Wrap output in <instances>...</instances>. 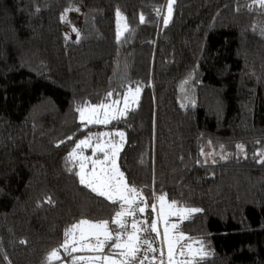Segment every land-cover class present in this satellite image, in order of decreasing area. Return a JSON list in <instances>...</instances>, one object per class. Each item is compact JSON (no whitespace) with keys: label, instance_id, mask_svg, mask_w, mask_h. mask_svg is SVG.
<instances>
[{"label":"trees","instance_id":"16d2710c","mask_svg":"<svg viewBox=\"0 0 264 264\" xmlns=\"http://www.w3.org/2000/svg\"><path fill=\"white\" fill-rule=\"evenodd\" d=\"M262 28L254 0H0V264H76L65 230L111 221L119 203L69 158L93 132L124 133L119 170L150 205L200 209L178 231L202 242L201 264H264ZM138 85L121 117L80 122L78 107Z\"/></svg>","mask_w":264,"mask_h":264},{"label":"snow or ice","instance_id":"6c2138e0","mask_svg":"<svg viewBox=\"0 0 264 264\" xmlns=\"http://www.w3.org/2000/svg\"><path fill=\"white\" fill-rule=\"evenodd\" d=\"M174 3V0H169V10L171 11V4ZM259 6L264 7V0H254ZM250 10H251V6ZM73 9H68L70 11ZM120 16L119 11H117V17ZM64 19V16L61 17ZM141 21L143 22V16H141ZM167 18H165V24H167ZM73 31L77 32V36L79 33L76 29ZM261 35L264 36V28L261 29ZM120 33H117V39L119 40ZM187 83V81H185ZM123 87V85H122ZM141 90L140 86L138 85L135 88V92L139 93ZM128 91H132L131 88ZM113 95L112 92L107 93L105 97V101H107L108 97ZM119 96V94H117ZM102 101L100 104L91 105L85 104L83 107H78L77 111L80 113L81 121L86 119L85 112H89L87 117L89 123L95 124H106L109 122L108 116V108L110 107ZM125 106L127 107V94L124 95ZM113 103H119V100L113 101ZM100 109H105L103 117L100 115ZM123 114V113H121ZM115 119V115L111 117ZM105 133H99V136H104ZM111 135V134H109ZM114 135H118L123 139L124 133L117 132ZM71 139V137H69ZM92 140V136L90 135L87 139L80 140L76 143L75 148H73L72 152L69 153V158L76 156V150L80 149L82 145L90 146L89 142ZM109 147L110 151H106L105 148ZM237 148L243 149L242 145H237ZM101 152L103 153L102 158L96 157V153ZM119 153V146L118 144L110 140L108 142H101L99 138H97V142L95 147L92 149V156L84 157V161L82 162L79 167L80 171L75 172L74 174L79 178V182L82 186L90 190L91 192L95 193L99 197H103L104 199L108 200L112 204H117L119 202L118 209H115L114 216L109 220H102L99 222H91L86 219H81L78 224H74L71 228L65 230V240L61 247L67 251L68 247V237L69 234L72 232L73 229L79 228L82 225H88L90 229H94L95 231L91 232L89 235L95 238V243H92L89 240L87 243L81 245V248L78 249L77 247H72V252H76L78 250H88L90 252L99 253L98 255L93 256H79L75 259L81 261H90L92 264L99 261L101 264H144V261L148 259L147 254L141 257L139 254L142 251V246L147 245L146 252H155L156 249L153 247L152 242L144 238L140 235L141 232L149 231V227L147 226V222L145 221V227L140 228L138 225L141 223L139 220L135 219L137 211L143 213L145 211L144 207H141L137 203V199L141 202H144V196L141 190H138L135 186H129L125 180L124 173L119 171V168L116 164V159ZM211 155V154H209ZM262 157L260 162H264V153L259 154ZM93 157H96L93 159ZM224 158V157H222ZM92 161L91 169L86 171L87 164L86 161ZM96 165H100V169L97 170ZM71 171V169H69ZM161 203L160 208V215L163 216L164 212V202L165 197L163 195L157 197ZM47 202H51L50 200ZM177 202L172 201L168 204L169 208L176 206ZM127 205V207L125 206ZM135 205V206H134ZM155 204L152 205L153 210H155ZM179 211L181 213H195L199 212L200 209L196 208H186L181 206ZM126 216H132L134 219L131 222V229L132 231H128V222L124 219ZM115 224L118 226L120 231H115L109 228V224ZM175 227V226H173ZM151 232L157 233L159 236V232L157 229V220L153 219L150 225ZM102 237V238H101ZM122 237H127V239H122ZM81 239H87L85 234L81 233ZM187 239L189 241L192 240L191 237L185 238V236L181 233L178 237L169 238V230L165 227L164 234H163V242L167 244L168 247V262L169 264H175V254L179 251L180 255H184V247L180 246L177 249L176 245L179 244L180 240ZM24 243V241H21ZM197 243L201 244V247L196 249L195 254H193L189 259L185 261V264H201V260L209 255V253L203 248L202 242L197 241ZM186 247L191 251L192 243H188ZM109 249V251L105 252V249ZM112 249H117L120 251L113 252ZM58 249H54L51 253L48 254L46 258L47 261H51L53 257H56L58 254ZM161 256H163V252H161ZM199 257V258H197ZM155 260V257L152 258ZM160 264H164L163 259H161Z\"/></svg>","mask_w":264,"mask_h":264},{"label":"rangeland","instance_id":"374dc122","mask_svg":"<svg viewBox=\"0 0 264 264\" xmlns=\"http://www.w3.org/2000/svg\"><path fill=\"white\" fill-rule=\"evenodd\" d=\"M122 21L123 20L120 17H118V29H119L120 33L123 32V30H124V25H123ZM67 30L69 31V28H67ZM70 35L73 38V34L70 33ZM139 93H136L135 89H132V91H127L126 92V94H127V107L125 106L124 97L119 100V103H113V102L108 103L107 105L110 106L108 108L109 122L111 120H113L111 118L113 115H115V117L118 118V117H121L126 111L134 108L136 106V104H137V101H138V98H139ZM99 111H100L101 117H103L105 109H100ZM121 113H123V114H121ZM88 115H89V112L86 111L85 112L86 119L84 121H81L80 116H79L80 122H82L84 125H90V124L91 125H102V124L89 123L88 119H87ZM99 133H105V135L98 137ZM115 133H117V132H115ZM115 133H111V135H109L106 132H93V133H91L90 135L92 136V140L89 142L90 146L82 145L81 148L78 149L77 152H76V156L75 157L79 161V165L82 162H85L84 161V157L92 156V149L96 145L97 138H99V140L101 142H108V141L112 140L111 138L113 137V135ZM114 136H116L114 141L118 144L119 152H120V150L122 149L123 143H124V137H123V139H121V137H119L118 135H114ZM105 150L106 151H110V148L106 146ZM209 154H211V155H209ZM118 155H119V153H118ZM202 155H204L203 152H202ZM214 155H217V152H214L212 150V148L207 146L205 148V156H206V158L207 159H211ZM102 156H103V153H101V152H97L96 153V157H101L102 158ZM96 157H93V159H95ZM86 164H87V168H86V171H87V170L91 169L92 161L88 160V161H86ZM116 164L118 166V156H117V159H116ZM100 167H101L100 165H96L97 170H99ZM79 171H80V167H79ZM143 196H144V194H143ZM137 203L141 207L145 208V211L143 213H140L139 211H137V213H136L135 219L142 221V225L140 223L138 225V227H140V228L145 227V223L144 222L145 221L147 222V226L149 227V231H148L149 232V237H147V239H149L152 242L153 247L156 249L155 252H147L146 253L147 256H148V259L144 261V264H160L161 259H163L164 264H169V262H168V247H167V244L163 242V234H164L165 227H167L168 230H169V238L170 239L172 237H174V236L178 237L181 234L178 231L179 224L182 221H184L185 219H187L189 216H191L192 214H195L196 212L195 213H191V214H188L186 212L181 213L179 211V209H180L179 206H174L172 208H169L168 204H170L171 202H169V201H167L165 199L164 212H163V216L161 217V215H160L161 203H160V201L158 199L155 198L154 202L150 205L149 204V199L147 200L146 197L144 196V202H141L139 199H137ZM153 204H155V206H156L155 210H153V208H152ZM125 206L127 207V205H125ZM147 210H150V215L146 214ZM124 219L128 222V231L129 232L132 231L131 222H132V220L134 218L132 216H126V217H124ZM153 219L157 220V229H158V232L160 234L159 236L157 235V233L151 232V230H150L151 221ZM76 224H78V223H76ZM173 226H175V227H173ZM109 228H111V229H113L115 231H120L118 226L115 225V224H111L110 223L109 224ZM93 231H95V230L94 229H90L88 227V225H82L79 228L73 229L72 232L69 234V237H68L69 243H68L67 251H65V249L63 247L61 248V250L64 251V253H70V252H72V247L73 246H75L78 249H80L81 245L87 243L89 240H91L92 243H95V238L89 235ZM82 232L85 234L87 239H81V233ZM140 235H141V233H140ZM184 236H185V238H187L186 235H184ZM122 239L126 240L127 237H122ZM188 243H192L191 251H189V249L186 247V245ZM182 245L185 246L184 247V255H180L179 251H177L176 254H175V264H185V261L187 259H189L193 254H195L196 249L201 247L200 243H197L196 240L189 241L187 239L180 240L179 244L176 245L177 249H179L180 246H182ZM80 251H84L85 252V254H83V256H85V257L99 254V253H96V252H90V251H88L86 249L80 250ZM107 251H109V249L106 248L105 252H107ZM111 251L117 252V251H120V250L112 249ZM161 252H163V256H161ZM61 257H62V254L58 251L57 256L53 257L52 260L59 259ZM153 257H155V260L152 259ZM197 258H199V257H197ZM73 262L76 263V264H92V262H90V261H87V260L81 261V260H78V259H75ZM63 263L64 264H72L71 262H67V261H63ZM95 264H101V262L97 261V262H95Z\"/></svg>","mask_w":264,"mask_h":264},{"label":"crops","instance_id":"0c3cea01","mask_svg":"<svg viewBox=\"0 0 264 264\" xmlns=\"http://www.w3.org/2000/svg\"><path fill=\"white\" fill-rule=\"evenodd\" d=\"M76 252H81L80 250H78V251H76ZM82 252H84V251H82Z\"/></svg>","mask_w":264,"mask_h":264}]
</instances>
